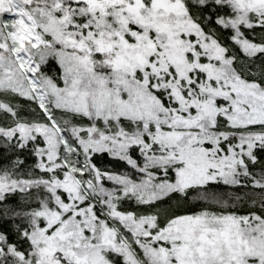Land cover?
<instances>
[{
    "label": "snow or ice",
    "instance_id": "1",
    "mask_svg": "<svg viewBox=\"0 0 264 264\" xmlns=\"http://www.w3.org/2000/svg\"><path fill=\"white\" fill-rule=\"evenodd\" d=\"M0 149V264H264V0H0Z\"/></svg>",
    "mask_w": 264,
    "mask_h": 264
},
{
    "label": "trees",
    "instance_id": "2",
    "mask_svg": "<svg viewBox=\"0 0 264 264\" xmlns=\"http://www.w3.org/2000/svg\"><path fill=\"white\" fill-rule=\"evenodd\" d=\"M52 67H54L55 65H51ZM5 156V152L3 149H0V165L7 163V161L4 159ZM98 163L101 166H106V167H111V168H123V162H119V161H115L113 160L111 157L108 156H104L102 158H100L98 160ZM9 205H15L16 200L9 198L8 200ZM200 207V205L195 204V203H187L184 204L183 207L181 208L182 211H189V210H198ZM0 223H2V220H0ZM3 227L5 229L11 230V225L9 224H4ZM12 239H15V237L13 236Z\"/></svg>",
    "mask_w": 264,
    "mask_h": 264
}]
</instances>
